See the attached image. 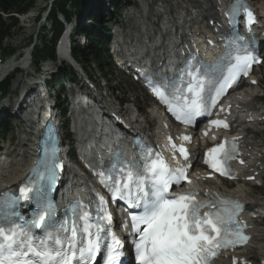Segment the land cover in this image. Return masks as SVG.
<instances>
[{"label":"snow or ice","instance_id":"1","mask_svg":"<svg viewBox=\"0 0 264 264\" xmlns=\"http://www.w3.org/2000/svg\"><path fill=\"white\" fill-rule=\"evenodd\" d=\"M241 10L246 13V23L251 26L254 22L253 13L244 6L242 0H236V3L231 6L230 17L234 20ZM250 62H255L253 57L248 55L237 57L236 64L229 69L222 83L213 82L211 78L207 83L213 86L219 83V87L216 88V95L219 96L235 82L238 71L247 74L245 70L250 67ZM199 72L200 70L197 69V73ZM205 76H209V70L195 76L193 82L189 83L188 92L191 94V100H186L182 114L177 115V119L192 123L194 117L202 114L205 108L202 96L206 85L203 78ZM154 91L168 103L163 92L155 88ZM211 123L220 125L223 122L214 120ZM224 127H227V124H224ZM183 139L189 140L190 137L184 136ZM234 148L233 145V151ZM179 150L187 160L188 152L183 146ZM231 155L232 153L225 151L224 145L221 144L208 150L205 163L221 174H227L224 165ZM54 167L48 169L46 174L38 173L35 180L29 179L27 184L20 188L19 197H11V201L14 203L19 199L24 201L35 199L37 205L41 206L46 198V190L39 181H47L48 185L54 184L56 181ZM148 171L156 177L148 191H144L141 187L144 184L143 179L137 178L134 181L144 209L142 215L131 217L132 228L139 232L140 236L139 241H134L136 260L139 264H210V260L216 256L221 247H235L249 240L238 226L239 222L232 219V214H229L227 221L219 213L213 216L206 212L201 217L199 209L205 205L195 201L191 194L166 199L165 193L170 180L179 181L185 169H169L163 160L158 159L152 161ZM127 177L129 181L133 180L131 172L127 174ZM129 189L130 184L124 183L122 186H110L109 190L113 191L114 195L119 194L123 199V192ZM8 203V199L0 201V205L4 207H7ZM129 203H135V199L129 198ZM235 208L237 211L241 208L239 202H236ZM51 215L52 205L49 203L36 213V217L31 221L32 226L46 231L51 226L46 218ZM105 218L110 217L106 215ZM141 224L145 226L142 231L138 228ZM234 226L233 231L231 229ZM90 227L91 225L85 224L83 231L92 235L89 232ZM62 231H64L63 227L60 232ZM71 231L70 238L62 236L60 232L47 233L46 238H39L35 234L30 235L29 231L21 225L0 227V264H91L94 262L97 254L101 252L99 227H97L95 240L89 239L83 246L77 245V229L73 227ZM112 240L113 244L106 245V264H120V257L123 255L122 245L115 235L112 236Z\"/></svg>","mask_w":264,"mask_h":264},{"label":"bare ground","instance_id":"2","mask_svg":"<svg viewBox=\"0 0 264 264\" xmlns=\"http://www.w3.org/2000/svg\"><path fill=\"white\" fill-rule=\"evenodd\" d=\"M187 2H191L194 5H185L180 6L178 8V11H175L173 8L171 9L170 6L168 9H165V7H159L155 10V14L152 15V18L155 19L156 22H159V20H163L161 22L162 26L167 25L168 27H171L172 24L169 22L168 18L165 17V15H172L173 10L174 14L176 15L175 22L178 25V21L182 20L186 22V25H190L194 32H201L204 36H209L212 39L214 36L211 35V30L209 28H205L204 25H202V20H205V18L210 15V18L212 15L214 16L215 12L212 11V5L209 0H187ZM260 7L263 6V3L259 5ZM187 8L194 9L196 14L194 15L192 12L187 11ZM168 10V12H167ZM134 13V12H133ZM135 14V13H134ZM154 20L151 23L148 22H142L143 27L149 28V31H151L153 28H151V25L154 24ZM170 23V26L168 25ZM170 37L167 36L166 40H169ZM172 43V42H170ZM140 43H136L131 50H135L138 48ZM200 47H202L203 56L206 59H212V56L215 54V48H208L206 45L199 44ZM141 48V47H140ZM139 48V49H140ZM144 49H140L139 52H143ZM184 51V50H182ZM30 52H27L25 57L23 58V63L18 62L15 63V60H10L9 62L5 64L0 65V78L5 74V72L9 71L12 67L15 65H27L28 63V56L30 55ZM164 54V53H162ZM264 80V75H263ZM260 88H252L250 90L243 89L237 92V96L234 99V103L237 104L238 111L240 112V115L246 116V117H253L254 120H257L259 117L261 118L264 116V108L262 106H256L252 104L254 93L256 91H260ZM243 96V97H241ZM88 103L87 101L84 102V105ZM87 106V105H86ZM135 111L130 110L128 113V117L130 120L135 119L136 117H139L138 115H134ZM154 116L152 111L149 113V117ZM80 120L78 123L79 131L85 132L86 134H93L96 135L99 132L96 125L98 124L96 117L92 115L90 110L87 107H83L82 112L80 114ZM235 117H239L238 113L236 112ZM244 117V118H246ZM260 125V123L256 122H248L247 125L237 124L236 129L241 130V133H244L245 128L247 129V133L245 135V145L247 147L245 154L247 155V158L249 162L254 164V167L252 168L253 171H260L262 168L264 169V140L259 139L256 136L257 132V126ZM27 127V126H26ZM31 127H27L28 134L31 137L33 135ZM111 129V128H109ZM253 132V135L252 133ZM30 141V140H29ZM29 155V154H28ZM27 154H23L22 159H9L8 162L3 161L0 165V185H5L8 187L16 186V184L20 181L21 177L23 176V166L27 161ZM262 174V173H261ZM250 175V174H246ZM245 176V175H243ZM200 183V182H199ZM221 188L225 192L232 193L233 195L240 196L248 203V205L252 206L255 209H261L264 211V198H253L249 196L246 192L247 186L246 183L238 184L235 187H227L223 183L220 184ZM217 187V184H215ZM253 229L251 231L253 238L252 243L250 246L244 249V251H241V253L246 256L250 261H252L253 264H257L258 260L256 259V256L261 253L264 250V223L263 221H258L257 219L252 222ZM219 264H226L225 260L222 259Z\"/></svg>","mask_w":264,"mask_h":264},{"label":"rangeland","instance_id":"3","mask_svg":"<svg viewBox=\"0 0 264 264\" xmlns=\"http://www.w3.org/2000/svg\"><path fill=\"white\" fill-rule=\"evenodd\" d=\"M53 1L54 0H34L33 6H30L29 9L24 11V13L27 12L26 14H24V15L23 14L19 15V13L16 14L17 17L20 18L19 25H20L21 28L18 29V30H17V28H14L12 30L11 37L9 39L5 40V46L6 47L7 46H11V47H13L15 49V51H18L16 53H14V56H17L20 53V57H21L22 52H25L26 49L21 50L19 48L20 47L24 48V46L30 47L34 43L31 40H33L35 38V35L38 32V30H37L38 26L41 23H43L42 19H40L39 22L32 23L31 22V18L27 19V17L34 16L36 14V12H40V11L42 13L41 14V17H42V15L47 12V8H48V10H50ZM153 1L154 0H146V2L148 4L152 3ZM178 1L180 2V0H178ZM133 2H135V5H133ZM121 3L122 4L123 3H128V9L132 10V13H133L134 11H138L137 7H135V6L138 3L141 4V1L140 0H122ZM171 4L174 5L175 1L174 0H167L166 3H161L160 1H158L157 3H155V7L154 8H158L159 6H164L165 7V6L171 5ZM168 7L169 6L165 7V9H168ZM179 7H177V9L175 11H178ZM88 8H89V2H88V6H86V8H84L83 12L86 13V10H88ZM170 8L172 9V7H170ZM104 9L106 10L104 15L109 17L110 16L109 15L110 11L107 8V4H106V7H104ZM121 11H124L123 8L120 9V12ZM139 12H140V9H139ZM134 13H136V12H134ZM58 14L63 15L60 12H58ZM133 16H135V14H133ZM112 19H113L112 22H115L116 24H119V22H121L122 24H125L127 27H130L132 25V18L130 17L129 14H127V16H123L122 19H121L122 21H119L118 18H115L114 16H112ZM136 30L137 29L132 30L130 35L134 34L136 32ZM41 34H43V33H41ZM41 34L39 33V35H41ZM39 35H38V39H37L38 41L36 42V44L38 46L41 45V42L43 43L42 38ZM11 58L12 57H8L7 59L11 60ZM53 67L54 68H53L52 71L57 72L59 70V64H55V66H53ZM90 67L92 68L93 75H95L94 76L95 80H96L95 82L96 83L98 82L100 85L103 86V91L105 93H113L112 92L113 90L117 91L118 93L114 94V95L118 99L119 98H123L124 101L127 102L126 105H123V108H126V107L127 108L128 107L132 108L133 105H134L135 107L141 109L144 117L147 116V111L149 110V107L152 105V102H151V100H148V99L145 98V96L142 93V90L138 86L133 85L131 83V81L127 77H124V76H122V77L120 76L119 77V75L116 72H114L113 75L110 76V83H106L104 75L99 73L98 67L94 63L91 64ZM257 75H258V77H261L263 75V71L261 70ZM20 79H21V81H20ZM26 79L28 80V78L25 77L24 72L18 73L15 76V78L12 80L11 89H10L9 94L7 95V97L11 98L12 89L15 87L17 82H18V85H21V82L26 80ZM261 84L264 87V81H262ZM256 103L258 105H261V106L264 105V103H261V100H259V99L256 100ZM263 129H264V126H259L257 134H256L257 137L259 139H261V140H264V130ZM251 133L253 135V132H251ZM14 141H15V139H14ZM14 144H15V142L13 143V145ZM246 191H247L246 193L249 196L253 197V198H262V197L264 198V176H263V186L262 187H256V186L252 187L251 185H249V186H247V190Z\"/></svg>","mask_w":264,"mask_h":264},{"label":"trees","instance_id":"4","mask_svg":"<svg viewBox=\"0 0 264 264\" xmlns=\"http://www.w3.org/2000/svg\"><path fill=\"white\" fill-rule=\"evenodd\" d=\"M87 0H54L50 8V18L54 23L56 29L55 36L60 32L61 24L57 19L58 12L64 15L66 19L71 18V15L75 12L78 13L81 10L83 4ZM34 0H0V49L3 48V42L5 39L11 36L12 30L19 26L18 19L11 15L12 13H21L33 6ZM3 15H7L4 17ZM94 24L99 25L98 18L90 14ZM102 30H104L102 28ZM107 32L106 30H104ZM87 42L86 46L77 50V59H80L85 64L89 65L90 61H94L99 69V71L110 80L112 71L107 68L104 63L105 60V50L103 47H99L100 43L98 41L99 37L97 32H89L86 30ZM51 42L43 41L41 48L35 49L36 62L39 57H53V47ZM11 52V50H10ZM107 68V69H106ZM9 85V79H6L0 84V91L5 93Z\"/></svg>","mask_w":264,"mask_h":264}]
</instances>
